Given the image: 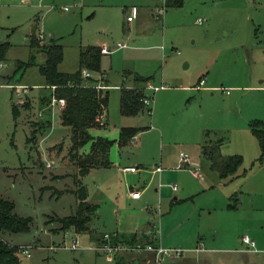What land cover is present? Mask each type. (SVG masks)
I'll return each instance as SVG.
<instances>
[{
  "label": "rangeland",
  "instance_id": "1",
  "mask_svg": "<svg viewBox=\"0 0 264 264\" xmlns=\"http://www.w3.org/2000/svg\"><path fill=\"white\" fill-rule=\"evenodd\" d=\"M132 8L136 13L127 23ZM33 25L40 45L56 39L63 46L61 72L77 70L79 51L87 45L125 44L102 56L110 85L108 124L93 128L91 135L117 140L121 126L145 129L122 150L113 142L109 160L116 168L93 169L83 178L89 202L97 205L98 220L89 224L93 232L115 234L111 231L119 222L121 228L137 222L139 229L150 220L156 222L158 240L161 220L180 236L188 235L195 224L199 229V221L207 219L206 207L218 202L210 190L172 211L164 199L158 204L160 190L169 201L178 193L171 184L181 187L190 176L179 167L180 152L199 158L197 170L219 192L240 199L247 185H259L264 199V144L249 125L264 117V0H183L170 7L164 0H0V42L9 43L0 69V196L13 202L18 216L31 220L29 230L3 231L0 238L18 249L19 264H114L94 249L97 244L89 231L64 230L58 221L76 211L77 170L66 156L69 129L61 125L60 112L41 103L51 92L38 67L43 56L36 52L35 64L17 66L35 52ZM130 71L149 77L148 85L164 86L147 88L151 104L136 115L123 116L118 85ZM199 78L205 81L200 86ZM17 85L27 88L21 93L22 104L13 88ZM40 123L50 126L37 128L36 138L29 139L33 125ZM201 139L208 149L217 146L223 156H241L239 176L223 183L215 177L208 159L198 155ZM50 161L52 167L47 166ZM128 164L138 165V170L124 171ZM156 167L162 172L153 173ZM129 186L138 188L140 198L129 197ZM145 213L150 214L146 219ZM25 248L29 255L22 253ZM132 254L117 252L125 261Z\"/></svg>",
  "mask_w": 264,
  "mask_h": 264
},
{
  "label": "trees",
  "instance_id": "2",
  "mask_svg": "<svg viewBox=\"0 0 264 264\" xmlns=\"http://www.w3.org/2000/svg\"><path fill=\"white\" fill-rule=\"evenodd\" d=\"M182 1L164 0V6H180ZM31 46L35 48V52L31 53L28 61H18L17 66L22 68L35 64L36 52L43 56V61L38 64V67L46 85L48 87L55 85L53 94L56 97L64 98L66 101L59 117L61 125L69 129L70 144L66 156L77 170L76 183L78 186L75 196L78 203L76 211L71 215L59 218L58 221L64 230L72 228L76 233L84 232L89 229V223L96 211V205L89 204L86 201L87 191L82 178L91 168L110 166L109 150L113 142H115V140L106 137H94L90 133L91 128L104 124L102 118L108 105V90L106 88H97L96 85L100 83L99 80L83 76L82 71L102 73L100 48L94 45H87L82 48L79 51V67L77 70L74 72H61L58 70V65L63 57V46L56 39H50L40 45L36 40L35 34H33L31 35ZM8 47L9 43L7 41L0 42V63L4 61ZM128 75H131L133 85L131 87H122L119 96V111L123 116H132L140 113L144 108L143 99L148 96L145 86L149 77H143L135 73H128ZM201 79L199 78L198 82ZM50 97L51 92L48 96L41 97V103L48 106ZM13 109L16 113V109ZM147 111L151 113V108L147 109ZM49 126L50 123L33 125L29 139L35 138L37 128L43 129ZM263 126V123L257 120L250 123L251 131L262 147L264 144ZM144 129V127L133 126L121 127L116 140L118 146H125L133 136ZM204 135L206 136L207 132H204ZM87 143H89V148L86 149ZM202 152L210 159L212 166L222 177H234L237 168L242 162V158L239 155L222 156L219 154L217 146L215 149H208L204 143ZM228 206L235 207L233 200ZM30 222L29 218L20 217L14 212L12 201L0 196V232H24L29 230ZM102 235L99 236L98 241L102 239ZM112 241L129 245L138 241L154 243L153 238L145 239L136 233L114 235ZM17 250L16 247L9 245L0 238V264H19ZM115 258L117 259L116 264H122L118 257Z\"/></svg>",
  "mask_w": 264,
  "mask_h": 264
},
{
  "label": "crops",
  "instance_id": "3",
  "mask_svg": "<svg viewBox=\"0 0 264 264\" xmlns=\"http://www.w3.org/2000/svg\"><path fill=\"white\" fill-rule=\"evenodd\" d=\"M135 13H136V10L133 13L131 20L126 21L127 23H130V22L132 23ZM94 46H98L99 48L104 47L109 51L108 53H101V59H102L103 55H109L113 51L124 47L125 44L118 43L114 47H109L106 44H100V45H94ZM101 71L102 73L91 72V77L93 79L99 80L100 83H103L106 86V89L108 90L110 86L109 80H108L107 72L105 68H103L102 63H101ZM128 73H135V72L130 71V72L123 73V79L121 81V84L118 85L119 89H121L122 87H131L133 85V80L131 78V75H128ZM135 74H138V73H135ZM147 84H149V80L146 82V85ZM197 87L198 86H196L195 88L197 89ZM250 87H254V86H250ZM103 115L104 117L102 119L104 120V124L96 126V127H107V124H108L107 112L104 111ZM59 116H60V113H59ZM252 117H255V116H252ZM261 119L262 120L253 119L250 121V123L254 120H257V121H261L264 124V117L261 116ZM126 126H129V125H126ZM92 129L93 128L90 129V133ZM136 135L131 138L132 141L136 138ZM113 140H116V139H113ZM203 144H204V141L202 143V139H201L200 150H199L198 155L199 156L201 155L208 159L211 172H213L215 177L217 176L220 179V181L223 183L224 179L226 181H231L235 177L239 176V174H237L236 172H235L234 177L220 176L219 172L212 166L210 159L203 154L202 152ZM123 147L118 146L120 150H122ZM180 153H179V157H180ZM161 159H163L162 156H161ZM192 161H194L196 165H190L189 167L188 166L184 167L185 172L189 173L190 179L187 177V179L184 181V185H182L181 187H179V185L174 182L175 184H177V189L173 190L171 188V190L174 193H177V192L178 193L174 194V196L171 197L169 201H168V197L165 196L160 190L158 194L160 198V200L158 201V204L161 205L164 199V204L166 203L169 204V211H172V209L175 208V206L180 205L183 202L185 204L189 202H193L195 196H197L198 194L204 191L210 190L211 191L209 193L210 196L212 197V199L213 197L218 198V202L210 203L209 206L206 207L207 219H203L199 221V224H197V227H199V229L196 230V224H195V226H193L192 230L190 231V233H188V235L185 234L183 236H180V233H177V234L174 233L175 228L166 227L163 223V220H161L162 227H161V233H160L159 240H158L157 239L158 238L157 236L158 228H157L156 222L154 220H150L143 226L139 227V229L137 228V222L136 223L130 222L132 226H129L128 228H121V225L119 222L114 228L115 231H111V232H114L116 235H119L121 233L122 234L136 233L138 236H143V238L145 239L151 237L153 238L154 242L158 241V243H160L163 246L179 247V248L185 247L189 249L187 251H184L179 256L168 258L164 262V264H264V199H261L259 196L260 191H261V186L259 185H255V186L249 185L248 186L247 185L245 188L246 191L245 190L244 192L242 191L240 199L235 195H232V194L229 195V192H226V193L223 191L219 192L218 190L220 189H215V185H213V182H208V180L204 178L202 172H200L199 170H198L199 174L197 176L193 175V173L190 171L189 168L196 170L197 168H199L200 164H199V158L195 159V156ZM97 168H113L114 169L116 168V165L112 163L108 167H94V168H91L89 172ZM156 168L153 170V173L162 172V168L159 171ZM122 169L127 172L135 173L138 170V165L136 166H133L132 164L124 165ZM89 172L87 174H89ZM85 176H83V178ZM209 176H212V175L209 174ZM83 178H82V182H83ZM129 190H130L129 197L131 199L140 198L141 193L138 192V188H134V186H129ZM86 191H87V188H86ZM245 194H247V197H245L246 196ZM234 198H236V200H234ZM231 200H233L235 207L228 206ZM86 201L89 204L94 205V203L89 202L88 200V192H87ZM192 209L193 211H196L199 208L198 206L194 204L192 206ZM200 209H203V208H200ZM149 212L151 213V211ZM184 215H185L184 217H187V213H184ZM149 216H150L149 213H145L143 215V218L146 219ZM96 218L98 220L97 209L94 213L92 220L93 219L96 220ZM91 222L89 224H91ZM117 229L118 230L122 229V232H118ZM87 231L90 232V235L93 236V240L97 244L99 242L98 241L99 236L103 232H96V231L93 232L90 226ZM244 237H248L251 241H253L254 245L250 247L246 245L243 241ZM204 245L205 247H208V248H205ZM195 246L196 248L198 247L201 248L202 246V249L192 250L193 247ZM117 257L119 260H121L122 264H154L153 253L150 251L132 254V256H130V258L126 261L122 257H119V256ZM107 258L109 260L113 259L114 264L117 263V259L115 257L112 258L111 256L107 255Z\"/></svg>",
  "mask_w": 264,
  "mask_h": 264
},
{
  "label": "built area",
  "instance_id": "4",
  "mask_svg": "<svg viewBox=\"0 0 264 264\" xmlns=\"http://www.w3.org/2000/svg\"><path fill=\"white\" fill-rule=\"evenodd\" d=\"M64 9H66V7H64ZM160 11V10H159ZM135 12V8L131 9V14L127 15L126 18L127 20H131L133 13ZM198 23H201L202 20L199 18L197 19ZM41 37V35H40ZM100 52L101 53H108L109 51L102 47L100 48ZM4 66L3 62L0 63V69ZM82 75L85 77H91V72L87 71V70H83L82 71ZM204 83V80L201 79L198 84L199 86L202 85ZM18 87H13L15 89V92L17 94V102L18 103H24L22 97H21V93L25 92L27 90V88L23 85H17ZM199 86L197 88H199ZM55 85H51L50 89H51V97L48 103V107H50L51 109L56 108L59 112H61V110L64 108L65 106V99L62 97H56L53 94V90L55 89ZM97 88H102L105 89L106 86L103 83H99L96 85ZM163 85L160 86H152V85H146L145 89L149 88V89H153V90H157L158 88H162ZM151 98L150 97H145L143 99V103L144 105H150L151 104ZM149 113V112H148ZM101 123V121H100ZM180 166L179 167H186V166H190V165H196V163L194 161H192L186 154L184 153H180ZM47 166L52 167L53 166V162L50 161L47 163ZM158 171L161 170V167H157L156 168ZM190 171L193 173V175L197 176L199 174L198 170H194L192 168H189ZM171 188L173 190L177 189V184H171ZM114 235L116 234H108L105 233L102 235V239L97 243V245L94 247L95 250L102 252L108 256H114L117 257V252L120 249H124V250H132L135 253H140V252H146V251H150L153 253V262L154 264H164L165 260L169 257H174V256H179L182 254V250L179 248H165L163 246H161L159 243L154 242V243H148V242H136L132 245L129 244H125V243H121V242H113L112 238L114 237ZM243 241L246 245L253 246L254 243L253 241H251L248 237H244ZM201 248L198 247L195 250H200ZM22 253L29 255V252L27 250V248L22 249Z\"/></svg>",
  "mask_w": 264,
  "mask_h": 264
},
{
  "label": "water",
  "instance_id": "5",
  "mask_svg": "<svg viewBox=\"0 0 264 264\" xmlns=\"http://www.w3.org/2000/svg\"><path fill=\"white\" fill-rule=\"evenodd\" d=\"M35 33V26L33 25V27H32V34H34Z\"/></svg>",
  "mask_w": 264,
  "mask_h": 264
}]
</instances>
